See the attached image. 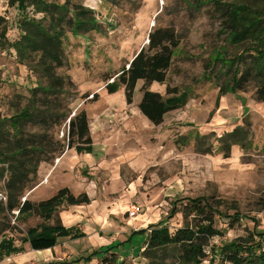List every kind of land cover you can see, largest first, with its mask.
Segmentation results:
<instances>
[{
	"label": "rangeland",
	"instance_id": "374dc122",
	"mask_svg": "<svg viewBox=\"0 0 264 264\" xmlns=\"http://www.w3.org/2000/svg\"><path fill=\"white\" fill-rule=\"evenodd\" d=\"M65 1L55 0L60 4ZM69 1L92 10L97 23L95 30L85 33L88 36L86 39L75 38L81 50L72 80H78L81 84L74 81L77 87L79 85L78 93L76 87H68L67 95L59 100L69 108V118L77 114L79 106L85 102H99L87 106L89 115L104 109L105 103L114 102L119 106L125 102L122 87L113 94H108L106 90L95 91L109 84L108 81L103 82L98 74L120 69L124 59L132 57L136 50L147 45L148 34L156 28H172L179 36L181 52L173 59L167 83L177 88L179 93H188V99L185 106L168 113L159 126L148 124L140 118L125 124V120L111 122L105 117L93 123L92 127H104L114 135L107 146L112 147L114 142L117 148L120 143L122 156L116 153L105 155V158L110 163L120 160V165H116L115 169L130 185L112 188L110 192L113 193L109 194L106 202H102L101 199H106V196L102 197L104 181H97L99 199L92 204L90 202L89 208L83 206L75 209L79 210L75 218L80 219L79 224L84 228L83 237L73 241L60 240L56 250L58 256L48 250L32 252L29 245L24 244V253L5 256L0 264H45L65 260L68 264H101L96 259L78 260L94 251L107 249H111L109 254H115L116 264H146L141 249L146 245L148 234L137 231L158 223L166 225L171 232L175 231L182 227L183 217L178 212L168 219L172 204L181 210L187 200L199 197L226 200L231 204L234 202L241 216L232 228L228 227L226 220L218 219L216 228L222 232V236L212 239L210 245L221 246L233 239L246 237L247 231L253 227L252 222L256 223L259 232H264V104L254 101L249 91L220 97L216 107L218 89L212 83L201 80L210 52L224 44L223 36L218 35L220 26L213 5L196 12L185 4L193 3V0ZM8 2L0 0V17L5 18L7 39L14 41L20 36L17 25L23 14L9 7ZM26 15L41 18L31 10ZM43 25L48 26V22L44 21ZM65 36L67 42L73 35L67 31ZM68 46L65 43L66 49ZM70 49L69 53H78V48L73 44ZM17 59L14 50L0 46V119H8L14 111H20L30 102V92L38 86L36 74ZM40 83L45 85L43 81ZM163 87L153 84L151 92ZM139 88H136L133 96L136 103L141 99ZM85 95L88 97L84 98ZM94 95H97L96 101H93ZM38 98L44 96L39 94ZM69 118L51 130L54 141L65 145L68 143ZM245 121L251 125L252 147L243 150L234 146L229 157H224L219 150L218 139L242 126ZM24 132L30 135L40 131L26 124ZM195 134L207 137L201 144L203 149L212 146L211 153H197ZM181 137L188 138V141L183 142ZM128 150L132 154H128ZM79 172L82 173L79 176L84 177L83 169H79ZM4 183L5 175L0 178L2 194ZM63 183L73 190L77 188L70 178L63 179ZM31 190L24 193L21 201L29 200ZM42 195H46V189H41L33 198ZM133 204L142 211L135 219L129 220L126 212ZM71 210L61 209L57 213L58 218L64 213L70 215ZM11 216L10 223L15 230L3 237L11 238L15 246L20 247L26 231L40 224L42 219L37 214L23 220H15L14 214ZM141 224L144 226L140 227ZM45 253L49 255L47 260L41 257ZM103 255L100 254V259Z\"/></svg>",
	"mask_w": 264,
	"mask_h": 264
},
{
	"label": "trees",
	"instance_id": "16d2710c",
	"mask_svg": "<svg viewBox=\"0 0 264 264\" xmlns=\"http://www.w3.org/2000/svg\"><path fill=\"white\" fill-rule=\"evenodd\" d=\"M185 4L196 12L213 5L218 14V35L223 36L224 44L212 49L201 76V80L218 89L215 106H218L220 97L249 91L254 101L264 104V0H193V3ZM8 6L23 14L17 25L20 36L14 41L8 40L5 18L0 17V46L14 50L18 62L36 74L39 81L30 92V102L20 111H14L10 118L0 119V178L5 175L3 195L6 198L5 202L0 201V261L5 256L24 253V244L33 251H44L58 246L60 240L73 241L83 237L76 228L63 226L57 213L64 208L89 205L91 201L85 193L74 195L68 188H62L53 197L38 203L29 200L22 203L21 198L36 186L42 163L54 162L67 149H74L79 154L92 153L85 111L69 118V108L59 100L67 95L68 87H76L78 93V87L69 75L66 32L73 36L85 35L97 27L92 10L69 0L62 4L55 0H9ZM28 10L41 18L26 15ZM44 21L48 26L43 25ZM147 42L120 71L106 73L103 81L114 80L105 87L108 94L122 87L127 105L133 102L137 83L143 82L138 109L152 125L159 126L167 113L185 106L188 93H179L177 88L167 83L173 59L181 52L175 30L156 28L148 34ZM153 83L166 85L164 96L149 90ZM39 94L44 98H38ZM96 96H93V101H96ZM68 118V143L65 145L54 141L50 132ZM26 124L40 132L27 135L24 132ZM251 136V125L245 121L218 139L219 150L224 157H229L234 146L250 149ZM205 139L207 137L195 134L197 153H211L212 146L202 148L201 142ZM180 140L187 142L188 138L181 137ZM233 203L199 197L187 200L181 210L172 204L168 219L180 212L182 227L171 232L166 225L158 223L137 231L148 234L141 251L146 264H264V232L256 229L255 222H252L253 227L247 231L246 237L233 239L221 246L210 245L212 239L222 236L216 228L218 219L226 220L230 228L240 221V213ZM14 211L18 212L15 220L34 214L42 219L40 224L26 231L20 247H16L11 238L3 237L15 230L10 223ZM110 251H94L78 261L96 259L101 264H116V256L109 254ZM102 253L104 255L100 259ZM66 261L45 264H68Z\"/></svg>",
	"mask_w": 264,
	"mask_h": 264
},
{
	"label": "crops",
	"instance_id": "0c3cea01",
	"mask_svg": "<svg viewBox=\"0 0 264 264\" xmlns=\"http://www.w3.org/2000/svg\"><path fill=\"white\" fill-rule=\"evenodd\" d=\"M79 37L86 39L88 36H85V35L71 36V39H67V42L65 41V43L69 44L68 49H66V53L68 54L67 56H68L69 65L71 68L69 71V75L71 78L73 77V72L77 68L76 64H77V62H79V59H80L79 58V55H80L79 50H81V46L79 44H76V41L78 42V40L75 39V38H79ZM72 44H73V47L78 48L77 54H76V51H72L73 53H69L72 49V48L70 49ZM142 47L143 46H141L138 50H136L134 52V54L132 55V57H130L128 59H124L123 64H126V62L131 61L133 59V57L135 56V54ZM77 55H78V58H76ZM76 59H78V61ZM81 63H82V61H81ZM122 67H123V65L121 66V68ZM121 68L118 70H114L112 72H118L121 70ZM112 72H103V73L101 72L98 75H99L100 79L102 77V81H103V76L106 73H112ZM74 81H76L78 84H81V83H79L78 80L74 79ZM142 84H143V82H138L136 88L138 86L141 88ZM153 84H157V83H153ZM153 84L149 87L150 91H151V87L153 86ZM159 85H161V84H159ZM163 86L164 85H162V87ZM105 87H106V85L104 84V86L102 85V87L98 88L95 91L100 92L102 90H106ZM78 88H79V85H78ZM140 88H139V90H140ZM165 88H166V85H165V87L162 88V90L159 89V91H152V92L159 93V94L163 95V94H165ZM139 93H140V91H139ZM97 103H99V102H85L81 106H79V110L80 111L84 110L86 115H87V118H88L89 132H90V136L92 139V153L91 154H87V153H80L79 154L74 149H67L52 164L42 163L38 169V174H37L38 183L28 193L29 201H31L32 203H38L41 201H45V200L53 197L60 189L68 188L67 185L63 183V179H66V178H70L71 182L76 184V187H77L76 190H73L71 188H68V189L75 195L85 193L89 197L91 204L94 201L99 199L98 198V189H97L98 183H97V181L99 182L102 179L104 181L103 186H105V187L103 189L104 193H102V197L104 198L106 196V199L104 201L101 199L102 202H106L108 200L109 194L113 193V192H110V191H112V188H114V187L120 188V186L125 187L126 184L128 186L130 185V183L124 182V180L121 178L120 174H118L119 172L117 173V170L115 169L116 165H120L118 163V161H120V160L117 159V161L114 160V162L110 163L105 158V155L116 154V153H118L120 156H122L120 143L118 142L117 148L114 147V145H115L114 142H112L113 143L112 147L107 146L106 144H108V141L113 140L114 135H112L110 133L111 131L107 130L106 128H104V127L103 128H96L95 126L92 127V124L95 123L96 121L101 120L102 118L104 119L105 117H108L111 122H114V121L118 122L120 120H122V121L125 120V121H123V122H125V124L129 123L131 120H136V119L138 120V118L147 122L148 124H151V123L140 113V111L138 109L139 102L138 103L132 102L131 105H127L126 102H123L119 106H118V104L115 105L114 102H108V104L107 103L104 104L105 105L104 109L98 111L97 113H96V111L94 112V110H92V112H94L95 114L89 115V111H88V109H86L87 106H94ZM166 115H165V117H166ZM115 132H117V130H115ZM124 135H126V134H124ZM129 150H131V149H129ZM128 154H132L131 151H129ZM79 169H83L84 177L79 176L82 174L81 172H79ZM98 174H100V175H98ZM41 189H43V190L46 189V195L45 196L42 195L41 197H38L37 199L33 198L34 195L37 192H39ZM91 204L89 206L86 205L84 207L83 206L71 207V209H72L71 211H73V212L70 215H68L67 213H64L63 215H61V218L59 215V219H60L61 223L63 224V226H65L66 228L74 227L79 232H83L84 228L82 225L79 224L80 219L75 218V215L79 212V210L77 211L75 209H81L82 207L83 208H89L91 206ZM74 211H77V212H74ZM127 212H128V210H127ZM143 226H144V224L140 225V227H143ZM57 247L58 246H56L52 250L50 249L48 251H50L52 254L54 252V255L58 256V254L56 252ZM22 248H23V246H22ZM143 249H144V247L141 249V251ZM32 252H33V250H32ZM41 252H43V251H41ZM44 252H46V250H44ZM36 254H38V253L36 252ZM48 256L49 255L45 253V254H42L41 257H43L47 260ZM64 258H66V255Z\"/></svg>",
	"mask_w": 264,
	"mask_h": 264
},
{
	"label": "built area",
	"instance_id": "2783aa9c",
	"mask_svg": "<svg viewBox=\"0 0 264 264\" xmlns=\"http://www.w3.org/2000/svg\"><path fill=\"white\" fill-rule=\"evenodd\" d=\"M146 43H148L146 41ZM114 80L112 79L111 81H108L109 84H111ZM0 201L2 202H5L6 201V198L5 196L0 193ZM26 200L25 199H22V203H24ZM141 208L138 206V205H131L128 212H127V219L129 220H133L135 219L140 213H141ZM14 214V219L18 216V212L17 211H14L13 212Z\"/></svg>",
	"mask_w": 264,
	"mask_h": 264
}]
</instances>
